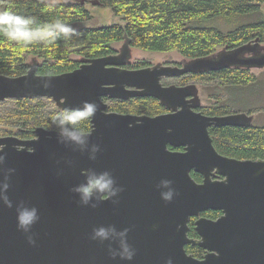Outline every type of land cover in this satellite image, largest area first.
I'll return each instance as SVG.
<instances>
[{
	"label": "water",
	"instance_id": "1",
	"mask_svg": "<svg viewBox=\"0 0 264 264\" xmlns=\"http://www.w3.org/2000/svg\"><path fill=\"white\" fill-rule=\"evenodd\" d=\"M93 5L101 2L90 0L88 10ZM262 46L256 38L223 49L219 57L131 69L125 67L132 52L125 34L119 53L83 59L68 72L39 74L40 62L34 58L24 74L1 73L0 101L48 97L61 109L96 102L99 110L89 132L101 152L90 161L58 143L56 133L43 126L34 129L32 138L0 135V151L7 153L5 166L16 170L8 195L16 203L36 206L41 217L33 227L37 241L33 246L17 229L15 208L0 202V264H127L110 258L107 243L90 239L93 227L108 224L131 229L129 243L137 250L131 264H167L169 258L174 264H264V159L224 155L210 134L212 126L250 125L253 115L205 114L199 110L202 101L195 83L162 82L165 76L230 66L263 67ZM245 53L253 55L243 57ZM43 81L52 86L44 88ZM103 97H154L172 111L157 116L118 113L108 110ZM168 144L185 150L172 151ZM90 167L112 171L124 187L118 205L110 200L93 209L78 203L70 189L83 181L81 170ZM193 170L202 181L193 178ZM162 179L173 181L179 193L172 203H165L156 188ZM209 209L221 215L216 219L202 215ZM191 217H197L199 238L188 235ZM188 244L198 245L205 254L195 257L187 251Z\"/></svg>",
	"mask_w": 264,
	"mask_h": 264
},
{
	"label": "trees",
	"instance_id": "2",
	"mask_svg": "<svg viewBox=\"0 0 264 264\" xmlns=\"http://www.w3.org/2000/svg\"><path fill=\"white\" fill-rule=\"evenodd\" d=\"M85 1L81 3L57 0H0V9L10 8L19 14L35 17L41 23L59 19L72 25L92 17L91 9L87 8L90 0ZM99 1L102 6H109L121 22L99 27H74L80 35L71 43L70 48L62 40L52 45L38 43L23 45L0 36V74L10 76L24 74L28 70L27 63L34 58L40 62L39 74L68 72L79 67L83 59L116 53L115 44L124 41L125 34L131 39V46L134 48L158 52L176 50L189 59L210 56L222 49H232L256 38L264 45V16L261 14L264 0ZM242 16L252 19L234 23L235 26L228 30L214 24L215 20L221 19L232 24ZM187 77H184L185 80L193 77L207 84L221 85V88L226 90L246 89L248 85L257 81L253 72L245 67H228ZM216 99L220 101L224 97L220 94ZM55 104L48 115L38 118L37 115L43 107L41 99H18L17 112L10 114L21 124L17 135L32 138L37 126L50 129V116L62 110ZM110 109L121 113L149 115L165 111L164 106L154 97L115 100ZM202 111L209 115H224L231 113L232 108L224 102L203 105ZM83 126L86 131H90L92 123L85 122ZM210 133L217 150L224 155L239 159H264V126L255 122L248 126H213ZM191 175L197 181L203 179L202 175L195 171H192ZM203 214L215 219L221 212L209 209ZM195 219L191 217L189 221L190 237H197ZM186 247L189 253L201 257L203 253L201 247L191 244Z\"/></svg>",
	"mask_w": 264,
	"mask_h": 264
},
{
	"label": "clouds",
	"instance_id": "3",
	"mask_svg": "<svg viewBox=\"0 0 264 264\" xmlns=\"http://www.w3.org/2000/svg\"><path fill=\"white\" fill-rule=\"evenodd\" d=\"M80 35L71 24L59 19L52 22H38L35 17L26 16L12 11L10 8L0 9V36L10 42L23 45L34 43L52 45L62 40L65 45L71 43ZM44 88H50V81H43ZM99 105L94 101H84L78 107H67L50 116V131L56 133L57 142L70 148L73 152L86 155L90 161H95L101 152V146L91 141V133L86 131L84 123L95 119ZM7 153L0 151V202L9 209L15 208L16 226L22 232L30 245H36V234L33 227L40 221L39 209L24 201L14 202L8 195L14 168H7ZM57 163H60L59 161ZM72 166L73 161H66ZM63 174L60 169L58 175ZM83 181L74 185L70 191L78 197V203L83 207L97 208L105 201H112L118 205L120 194L125 190L118 184L116 177L110 170L87 168L81 170ZM161 199L165 203H172L179 195L173 186V181L162 179L156 185ZM130 228L118 229L114 224L93 227L90 239L101 245L107 243V251L114 261H134L137 250L129 243ZM167 264H174L169 258Z\"/></svg>",
	"mask_w": 264,
	"mask_h": 264
},
{
	"label": "rangeland",
	"instance_id": "4",
	"mask_svg": "<svg viewBox=\"0 0 264 264\" xmlns=\"http://www.w3.org/2000/svg\"><path fill=\"white\" fill-rule=\"evenodd\" d=\"M60 2H78L80 0H57ZM92 17L89 20L72 24L73 27H99L110 25L113 23H120L121 19L117 17L109 6L93 5L91 7ZM261 14L264 16V4L261 6ZM249 17L242 16L238 20L228 22L225 19L215 20L214 24L219 25L224 30H228L235 26L237 23H243L245 21L251 20ZM235 23V24H234ZM123 41L115 44L117 50L121 49ZM222 49V48H220ZM218 49V50H220ZM262 51L264 52V45L262 46ZM132 61H146L151 64L157 63H182L187 60L178 51L173 50L169 52H158L151 50H143L140 48L132 47ZM30 61V60H29ZM251 72L257 77V81L253 84L248 85L246 89H230L221 88V85L217 84H207L202 83L198 79L185 80L182 78L167 79L168 83H190L195 82L200 88V96L203 105L224 103L232 108V111H244L253 115L254 122L257 125L264 126V66L263 67H250ZM188 78V77H187ZM223 95L224 99L218 101L216 97ZM42 100L43 107L40 109L38 118L43 115H48L47 113L55 104L51 98L48 97H35ZM112 103V101H110ZM18 99H7L0 101V135H16L20 130V123H17L14 117L10 114L17 112ZM56 105V104H55ZM235 107V108H233ZM238 108V109H236ZM44 127V126H43ZM49 129V128H48Z\"/></svg>",
	"mask_w": 264,
	"mask_h": 264
},
{
	"label": "flooded vegetation",
	"instance_id": "5",
	"mask_svg": "<svg viewBox=\"0 0 264 264\" xmlns=\"http://www.w3.org/2000/svg\"><path fill=\"white\" fill-rule=\"evenodd\" d=\"M123 44V43H122ZM227 51L228 50H231V49H226ZM226 50H220L219 52H216V53H214L215 54V56L216 57H219L220 56V54H222L224 51H226ZM259 51V49L256 51V52H258ZM120 52V50H117V52L116 53H119ZM262 52V51H261ZM260 51L258 52V54H260V55H262L263 53H261ZM253 55V53H245L244 54V56L243 57H248V56H252ZM257 55V54H256ZM131 57H132V53H131V56H130V59H129V61L125 64V67L126 68H131V69H137V68H143V67H147V66H160V65H179V66H182L185 62H187V60H189V58H185V59H187V60H184L182 63H173V64H170V63H157V64H151V63H148V62H146L145 61V63H143V61H135V62H133L132 61V59H131ZM140 64H143V65H140ZM230 67H242V66H230ZM245 68H250V67H245ZM222 70V69H221ZM218 71V70H217ZM206 72H210V71H203V72H198V73H190V74H186V75H183V76H181L180 78H182V77H187V76H189V75H199V74H202V73H206ZM173 78H179V77H163L162 78V82H163V84L164 85H170V84H177V83H168V82H166L167 81V79L169 80V79H173ZM191 79H195V78H191ZM202 82V81H201ZM191 83H195V82H190V83H184V84H182V83H178L177 85H186V84H191ZM202 83H204V82H202ZM196 84V83H195ZM197 85V84H196ZM198 86V85H197ZM198 88H199V86H198ZM199 95H200V88H199ZM201 97V96H200ZM134 98V97H133ZM103 99L106 101V102H108V104H109V107H108V110L109 111H113V110H111L110 109V106H111V104H113L114 102H115V100H118V101H120V100H124V99H110V98H108V97H103ZM157 99V98H156ZM110 101H112V103L110 102ZM201 101H202V99H201ZM160 102V101H159ZM161 103V102H160ZM161 105H163L162 103H161ZM164 106V108H165V111L164 112H162V113H158V114H155V115H149V114H146V115H149V116H157V115H160V114H163V113H168V112H171L172 111V109H170V108H168V107H166L165 105H163ZM202 106H203V102H202V104H201V107L199 108V110H201L202 111ZM114 112H117V111H114ZM203 112V111H202ZM233 112H244V111H232L231 113H233ZM118 113H121V112H118ZM248 113V112H247ZM130 114H134V113H130ZM227 114H229V113H227ZM248 114H250V113H248ZM137 115H143V114H137ZM250 115H252V114H250ZM253 123H254V120H253ZM252 123V124H253ZM252 124H250V125H252ZM245 126H248V125H245ZM213 127V126H212ZM215 127H218V126H215ZM222 127V126H221ZM211 128V127H210ZM211 134V133H210ZM17 135V134H16ZM19 136V135H18ZM212 137V136H211ZM212 139H213V137H212ZM213 144H214V142H213ZM215 146V145H214ZM216 147V146H215ZM168 148L170 149V150H172V151H184L185 150V147L184 146H180V147H175V146H173V145H170V144H168ZM217 149V148H216ZM231 157V156H230ZM258 159H260V158H258ZM194 171V170H193ZM192 173V172H191ZM203 177V176H202ZM217 178H219V177H217ZM200 182V181H199ZM202 215H204L203 213H202ZM221 215V214H220ZM219 215V216H220ZM205 216V215H204ZM218 216V217H219ZM207 217V216H206ZM217 217V218H218ZM196 219H197V217H195ZM209 218V217H208ZM191 219V218H190ZM196 219L194 220V227H195V221H196ZM216 219V218H215ZM190 221V220H189ZM189 229H190V226H189ZM196 230V229H195ZM189 231V230H188ZM197 232V231H196ZM190 237V236H189ZM191 238H199V235H198V233H197V237H191ZM187 248V247H186ZM203 249V248H202ZM192 254V253H191ZM205 254V250L203 249V253H202V255H201V257L203 256ZM196 257V256H195ZM201 257H198V258H201Z\"/></svg>",
	"mask_w": 264,
	"mask_h": 264
}]
</instances>
